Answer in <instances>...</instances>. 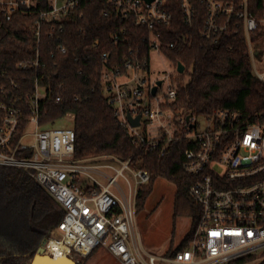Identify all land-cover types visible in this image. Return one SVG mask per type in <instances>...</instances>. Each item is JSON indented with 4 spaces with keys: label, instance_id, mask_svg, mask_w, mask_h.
<instances>
[{
    "label": "built area",
    "instance_id": "1",
    "mask_svg": "<svg viewBox=\"0 0 264 264\" xmlns=\"http://www.w3.org/2000/svg\"><path fill=\"white\" fill-rule=\"evenodd\" d=\"M91 3L103 7L102 17L125 22L113 36L116 44L126 37L129 22L147 29L151 53L166 55L164 49L186 43L165 39L164 28L174 20L172 0H0V17L19 34L26 32L17 42L25 56L19 69H39L44 37L58 39L56 52L66 54L68 48L61 42L66 27ZM198 3L204 5L205 15L201 37L218 46L243 29L253 72L264 83V0L261 18L251 10L250 0H180L186 25L196 22ZM103 60L106 97L135 143L161 149L165 156L173 142L187 141L183 168L193 179L190 194L200 219L187 248L166 256L147 253L146 259L135 218L138 192L150 182V172L135 167L132 158H77L74 127L53 128L41 122L42 105L49 98L46 87L37 79L34 93L19 96L21 86L0 71V167L27 172L64 211L53 234L41 244L45 254L56 256L57 251L76 260L107 248L122 264H227L264 253V113L247 116L224 108L207 116H178L171 106L179 85L161 94L163 83L156 95L152 89L161 79L148 86L151 57L127 60L124 72L109 67L108 53ZM174 65L177 75L167 79L178 82L183 73ZM129 115H142L140 125L133 126ZM66 116L75 119L73 113Z\"/></svg>",
    "mask_w": 264,
    "mask_h": 264
},
{
    "label": "trees",
    "instance_id": "2",
    "mask_svg": "<svg viewBox=\"0 0 264 264\" xmlns=\"http://www.w3.org/2000/svg\"><path fill=\"white\" fill-rule=\"evenodd\" d=\"M172 4L174 20L164 28L165 39L186 41L174 49H164L170 60L175 64L182 62L186 69L178 77V96L171 106L177 115L207 116L224 108L241 110L247 116L264 113V83L253 72L244 30L212 46L201 37L204 5L198 3V18L189 26L184 23L180 0H172ZM250 8L261 18L263 0H250ZM102 10L98 3L87 4L72 19L61 39L68 48L66 54L56 52L58 39L44 37L42 63L37 71L19 69L25 56L17 42L26 32L21 30L19 34L14 31V24L0 17V71H6L21 86L17 92L19 96L34 93L37 79L46 87L49 98L42 105L41 120L45 126H53L68 113L75 114L77 158L105 154L123 160L132 158L135 167L150 172V182L138 192V211L146 206L157 179L166 178L174 183L177 187L175 219L192 217L193 230L200 219V208L196 204L192 212L189 210L194 199L190 194L193 179L183 168L187 141L173 142L165 156L161 149L140 147L122 126L106 97L102 75L107 66L103 54L110 56L109 67L120 68L123 72L129 59L149 60L151 50L145 40L148 31L129 22L126 37L116 44L113 36L125 22L115 16L102 17ZM252 39L257 43V33ZM58 96L62 97L60 102ZM63 216L60 205L27 172L0 167V264H30ZM192 234L191 231L174 252L188 247ZM258 257L262 259L257 264H264V253L227 264H250Z\"/></svg>",
    "mask_w": 264,
    "mask_h": 264
},
{
    "label": "rangeland",
    "instance_id": "3",
    "mask_svg": "<svg viewBox=\"0 0 264 264\" xmlns=\"http://www.w3.org/2000/svg\"><path fill=\"white\" fill-rule=\"evenodd\" d=\"M260 70H263V65L258 63ZM177 69L174 63L163 53L153 51L151 53L150 73L147 77L148 86L155 83L157 79H165L164 85L160 88L161 94L167 93L170 87L179 82L167 79L172 76L175 78ZM143 76V75H142ZM190 79H187L189 81ZM178 81V80H177ZM75 119L70 116H65L59 119L52 126L53 128H70L73 127ZM27 138L26 142L29 143ZM125 184V180H121ZM177 187L174 183L166 178L157 179L153 193L151 194L146 206L143 210L138 211L135 218V230L140 237L144 257L148 259L147 253L160 254L161 256L168 255L167 250L173 246L178 245L185 239V237L192 231L193 219L189 216H179L174 218L173 207L175 203ZM196 205V202H191L190 212ZM192 234V237H193ZM165 246L164 251L158 252L161 246ZM187 248V247H186ZM176 249H173L174 252ZM102 250H105L101 252ZM108 251V252H107ZM142 251V252H143ZM262 258L258 257L250 264H257ZM75 264H122V262L115 257L107 248H100L97 252L89 258L71 259Z\"/></svg>",
    "mask_w": 264,
    "mask_h": 264
},
{
    "label": "water",
    "instance_id": "4",
    "mask_svg": "<svg viewBox=\"0 0 264 264\" xmlns=\"http://www.w3.org/2000/svg\"><path fill=\"white\" fill-rule=\"evenodd\" d=\"M178 70L180 73H184L185 71V65L182 63V62H179L178 63ZM164 81L161 79V80H158L156 85L153 87L152 89V93L153 95H156L157 94V91L159 90V87H161L163 85ZM141 117L142 115H139L138 118L134 119L131 115H129V120L131 122V124L135 127L139 126L140 125V122H141ZM189 116L187 117V121L189 120ZM45 249L43 246H41L37 252V254L34 256V258L30 261V264H75L74 261H72L70 258H66L65 261H62V262H57L55 256H46L47 258L44 259L45 257Z\"/></svg>",
    "mask_w": 264,
    "mask_h": 264
},
{
    "label": "crops",
    "instance_id": "5",
    "mask_svg": "<svg viewBox=\"0 0 264 264\" xmlns=\"http://www.w3.org/2000/svg\"><path fill=\"white\" fill-rule=\"evenodd\" d=\"M149 198H150V197H149ZM148 200H149V199H148ZM147 202H148V201H147ZM173 208H174V209H173V212H174V215H175V203H174V207H173ZM174 218H175V216H174ZM181 243H182V242H181ZM181 243H180V244H181ZM180 244H179V245H180ZM179 245H178V246H179ZM99 249H100V248H99ZM99 249H97L95 252H97ZM164 249H165V246L163 245V246H161L157 251H158V252H161V251H164ZM173 249H176V248H173V246L170 247V249L167 250V253H169L170 250H173ZM103 251H105V250H102L101 252H103ZM165 251H166V249H165ZM95 252H94V253H95ZM107 252H108V251H107ZM92 255H93V254H92ZM92 255H90L89 258H90Z\"/></svg>",
    "mask_w": 264,
    "mask_h": 264
},
{
    "label": "bare ground",
    "instance_id": "6",
    "mask_svg": "<svg viewBox=\"0 0 264 264\" xmlns=\"http://www.w3.org/2000/svg\"><path fill=\"white\" fill-rule=\"evenodd\" d=\"M46 256H48V255H45L44 259L47 258ZM55 257H57V258H56L57 262L65 261L66 258H68V257L64 256L63 254L58 253L57 251H56V256H55ZM63 264H64V263H63ZM71 264H73V263H71Z\"/></svg>",
    "mask_w": 264,
    "mask_h": 264
}]
</instances>
